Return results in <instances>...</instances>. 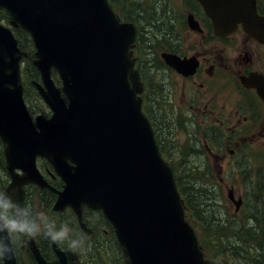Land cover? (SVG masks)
<instances>
[{
	"label": "water",
	"instance_id": "obj_1",
	"mask_svg": "<svg viewBox=\"0 0 264 264\" xmlns=\"http://www.w3.org/2000/svg\"><path fill=\"white\" fill-rule=\"evenodd\" d=\"M197 1L218 36L227 37L241 25L264 44L257 0ZM0 9L9 13L11 26L32 37L33 64L41 75L34 85L53 112L50 119L38 116L34 124L21 81V61L28 54L0 22V138L11 176L4 193L23 205L26 185L52 189L36 165L38 156L45 157L64 182L54 210L71 207L80 222L85 207L102 210L131 264H205L171 169L142 113L138 96L144 86L131 51L135 26L120 23L108 0H0ZM188 22L198 29L193 15ZM164 58L185 76L196 69L177 55ZM54 69L61 87L52 78ZM241 81L264 101V75L253 73ZM229 199L239 212L243 199L232 191ZM30 244L37 262L47 264ZM53 248L68 264L65 252L55 243ZM4 260L17 264L14 251Z\"/></svg>",
	"mask_w": 264,
	"mask_h": 264
},
{
	"label": "rangeland",
	"instance_id": "obj_2",
	"mask_svg": "<svg viewBox=\"0 0 264 264\" xmlns=\"http://www.w3.org/2000/svg\"><path fill=\"white\" fill-rule=\"evenodd\" d=\"M113 10L120 17L123 23H131L141 28V35L137 37L136 52H139L142 62L138 67V74L140 82L146 83L152 92L148 96V108L151 116L156 121L157 140L160 148L165 149L162 155L165 159L175 167V176L182 180L184 188L187 189L189 196L193 202L192 217L196 224L191 223L196 231V234L201 242V247L204 251L205 261L211 264H251L252 260L256 258L258 251L253 241L245 237L248 228L252 227L250 221H246L245 217L250 210H253L257 205L259 198L264 202V116L260 114V126L254 123L256 129H260L259 133L254 134L247 128L242 130V121L239 117L226 124L228 129L236 128L234 142H230V147L226 151H222L219 142L226 141V129L222 128L219 123L216 127H209L196 118H194L188 111L184 110V101H189L191 96L189 89L184 86L183 80L171 71L164 64L161 53L170 49L173 44L182 42L181 50L187 51L193 44V34L187 30L183 24L184 4L192 3L193 0H110ZM263 4H264V0ZM0 22L2 25L9 27L15 38V30L24 31L21 27H14L7 24L3 13L9 17V13L4 9H0ZM17 33V32H16ZM200 37L198 34H196ZM20 36L25 39V46L28 50L32 48L33 42L29 34L25 31L20 32ZM218 36V35H217ZM179 37V39H178ZM24 44V41H23ZM197 48L200 50L216 49L218 52L217 64L221 66L220 78L215 82V89L218 96H227L232 89L234 92L235 102L232 105L237 108L239 105L237 99L246 98L244 103L246 109H260L264 111L256 102V97L252 93H242L238 89L239 84L236 73H242L246 62H243L245 53L255 54V60L259 61L264 57V46L257 47L256 39L246 34L241 28L224 41L223 38L217 40H210L205 43V40L198 41ZM21 48V47H20ZM26 51V50H25ZM27 52V51H26ZM177 55V54H176ZM178 56V55H177ZM28 58V57H27ZM197 58V57H196ZM194 57V59H196ZM35 59V47L33 53V60ZM22 60V70L23 62ZM261 65V64H260ZM34 66V65H33ZM35 67V66H34ZM36 68V67H35ZM57 73H53V78ZM58 76V75H57ZM249 77V76H242ZM24 87V94L27 105L31 109L33 116L43 115L50 117L51 110L49 105L39 95L33 82L24 80V75L21 78ZM26 81V84H25ZM41 82V80H37ZM58 86H60L58 84ZM248 87V86H246ZM27 88V90H26ZM249 88L254 89L249 86ZM28 89H31L30 96H28ZM256 90V89H255ZM27 91V93H26ZM146 95L144 99L146 102ZM257 96H259L257 94ZM261 99V97H258ZM262 100V99H261ZM255 101V103H254ZM263 101V100H262ZM251 103V105H249ZM252 104H254L252 106ZM151 107V108H150ZM182 108L183 112L180 114L177 109ZM235 112V110H234ZM245 115V113H243ZM263 116V117H262ZM253 124L249 123V126ZM245 132V133H244ZM160 135V137L158 136ZM213 136L215 142H212L209 136ZM246 140V148L237 145L238 142ZM237 142V143H236ZM3 141L0 139V151L3 152ZM240 149L241 154L236 157L230 156V150L233 148ZM203 151H201V150ZM209 153L210 155L208 156ZM40 158V159H39ZM37 167L43 177L47 180L49 178L48 171L52 170V164L44 157L38 156L36 159ZM57 179L54 180V188L56 184L64 182L56 173ZM61 178V180H60ZM11 177L6 169L0 165V191L5 187V182ZM8 182V185L10 184ZM229 191L235 194V197L246 200L245 207L238 213L234 203L229 199ZM52 195L58 199V194L48 189H43L36 184H29L24 187V206H29L34 214H38L40 209H51V214L58 215L60 212L52 210ZM57 201V200H56ZM52 206V207H51ZM71 208V207H68ZM66 208L67 210H69ZM85 209H90L85 207ZM98 213L100 209L94 210ZM102 212V211H101ZM98 213H95L98 216ZM83 215V214H82ZM90 217L91 223L97 228H100L99 236L96 242L90 244V237L87 234L77 232L81 239H87L89 244L76 251L71 249L73 255L71 256L77 264H103L113 263L107 256L106 250L100 256L99 247L100 242L105 241V244H110L111 249L114 250V242L118 241L115 229L110 221L104 216L107 221V233L102 232L103 222L100 223V218L93 219L90 215H83V217ZM82 217V218H83ZM109 225L112 226L110 229ZM241 225L242 232H237ZM243 233V235L238 236ZM250 234V233H249ZM27 236L13 237V245L15 243L20 246L25 245ZM120 243V242H119ZM231 247L235 250H231ZM109 247H107L108 249ZM29 251V250H28ZM77 252V254H76ZM119 255L125 256L122 253V248L118 251ZM28 255L24 252L21 256ZM246 255L249 259L246 262ZM113 254L111 253V258ZM130 260L129 257L125 256ZM245 257V258H244ZM75 264V263H74Z\"/></svg>",
	"mask_w": 264,
	"mask_h": 264
},
{
	"label": "flooded vegetation",
	"instance_id": "obj_3",
	"mask_svg": "<svg viewBox=\"0 0 264 264\" xmlns=\"http://www.w3.org/2000/svg\"><path fill=\"white\" fill-rule=\"evenodd\" d=\"M190 15H193L194 21L197 22L198 24V29L193 30L190 25H189V17ZM184 20L183 24L185 28L189 31L192 32L194 38H193V44L191 45L190 49L187 51H184L182 48V42L180 43V40L178 44H173L170 49H167L166 51L163 50L161 53V58L164 62V64L167 66V68L171 71H174L177 76H179L183 80V84L185 87L189 89L190 97L188 98L189 101H184V110L188 111L186 113H190L194 118L200 120L202 124H205L206 126L209 127H216L217 123L220 124V126L224 129H226V133H223L226 136V141L223 143L222 140L219 142V146L222 151L228 150L230 147V142L233 143L235 138L233 136L235 135V130L239 129L238 127L232 128L231 130L227 128L226 124L234 119H237L240 116V119L242 121V130L243 128H247L251 132H255L254 134L259 133V130L254 127V123H258L260 126V114H263L264 116V111L260 109H246L245 110V97L244 98H239L237 99V103L239 104L236 107L232 105V102H235L234 98V92L231 89L227 96L223 97L221 95L218 96V93L215 89V82L219 80L220 76V71H221V66L217 64L218 60V52L216 49H208V50H200L197 48L198 41L205 40V43H209L210 40H217L219 36L215 33L214 30V24L213 21L210 17L206 15V12L204 11L203 6L201 3L197 0H193L192 3H187L184 4V14H183ZM133 23V22H132ZM239 30V29H238ZM237 30V31H238ZM241 30V29H240ZM239 30V31H240ZM141 28H137L136 26V34L138 36L141 35ZM196 34H198L200 37H198ZM234 35V34H233ZM232 36V35H231ZM229 36V37H231ZM229 37H220L223 38L224 41L228 40ZM179 39V37H178ZM257 42V41H256ZM179 43L181 48L178 49ZM257 47L264 46V44H260L257 42ZM134 51H136V46L134 48ZM133 51V52H134ZM178 55V57L182 60L187 59L189 60V63L194 62L196 64V69L192 75L185 76L179 72H177L174 68L169 66L164 58V55ZM194 57L196 59H194ZM137 59L141 63V57L138 56ZM244 61L246 62L245 67L243 72L236 73L237 80L239 87L238 89L242 93L250 92L256 97V102L257 100L260 101L258 105H260L262 108L264 107V101L259 99L257 96V92L255 89H251L249 87H246L245 84L242 83L241 77L242 76H249L250 74L253 73H258L260 75H264V57L262 58L261 61L258 60V58L255 60V54L254 52L252 54L245 53L244 55ZM140 63L138 64V67L140 66ZM137 64V61H136ZM261 64V65H260ZM189 67V65H188ZM194 68V67H193ZM192 68V69H193ZM190 69V70H192ZM146 95V104H147V113L149 115V118L156 124V121L154 118L151 116L150 109L148 108V96L150 97L152 92L150 91L149 85L146 83L145 86V92ZM144 95V94H143ZM255 103V101H254ZM245 104V105H244ZM256 104V103H255ZM251 105V103H249ZM254 104H252L253 106ZM151 108V107H150ZM235 110V112H234ZM177 111L182 114L183 109L178 108ZM245 113V115H243ZM239 114V116L237 115ZM51 116V115H50ZM262 116V117H263ZM249 123L253 124L252 126H249ZM235 129V130H234ZM245 133V132H244ZM210 140L212 142H215L214 137L211 135L209 136ZM235 143V142H234ZM237 143V142H236ZM246 140H242V142H238L237 145H241L244 147V151L246 148ZM3 147V152L0 151V165L2 167H6L7 169V158L5 155V148H6V143H4ZM241 147L237 149L236 147L230 150V156L233 158L236 157L237 155L241 154L240 151ZM163 152H165V149L162 148ZM201 150V149H200ZM203 151V150H201ZM204 152V151H203ZM208 156L210 155L207 153ZM40 159V158H39ZM51 171H48L49 173V178L47 179L48 183H54V180L57 179L56 177V171L53 166ZM8 171V170H7ZM9 173V172H8ZM20 174H22L21 171H19ZM10 175V174H9ZM11 177V176H10ZM61 180V178H60ZM9 179L4 183L5 187L3 190L0 191V193H4L6 188L9 186L8 185ZM11 183V182H9ZM52 189L49 188H43V189H48L50 191H53L55 194L59 191H63V183L61 182L60 184H56V187L54 188V184H50ZM27 186V185H26ZM58 196V195H57ZM53 199V200H52ZM52 200V210H54V204L57 200L55 198V195H52L51 197ZM24 205V202H23ZM68 208V207H67ZM69 210L65 209L64 211H58L60 214L55 215L51 214V209H40L37 211V213H44L45 216L48 218L49 222L54 223L56 228L59 229L61 225H67L68 228L70 229L69 232V239L62 242V243H55L63 252H65L67 256V261L68 264H77L76 261L73 259L74 263L72 262L71 256L73 255L74 252L71 254V249L69 248V243L72 239H81L77 232H81L83 234H87L90 237V244L96 242L98 238L99 231L101 230V225L99 224L100 228H97L94 224L91 223V218L90 217H83V215H90L93 219H98L100 218V223L103 222L102 225V232L106 234L107 231V221L104 219V214L103 212H97L93 211L90 209H85L83 211L82 215V222H80L78 215L71 209L68 208ZM55 211V210H54ZM95 213H98V216L95 215ZM84 225H82V224ZM110 229L112 228L111 225H109ZM89 231L90 233H87ZM83 241V244L81 248L87 246L89 244V241L85 239H81ZM31 241H33L39 250L40 254L44 258L47 264H62L57 253L55 252L53 248V242H51L48 239H45L43 236H37L35 238L31 237H26L25 245L18 247V244L15 243V246L13 245V240H12V248L15 254V259L17 264H39L37 262V259L35 257L33 248L31 247ZM99 247V254L100 256L103 254V252L106 250L107 256L112 260L113 263L111 264H131L130 260L128 262V259L122 255L117 254L118 251L121 249V245L115 241L114 242V250L111 249L110 244H105V241L100 242L98 245ZM107 247H109L107 249ZM29 250V251H28ZM24 252H27L28 255L21 256ZM111 253L113 254V257L111 258ZM123 253V249H122ZM77 254V252H76ZM124 254V253H123ZM0 264H5L4 259H0ZM101 264V263H99ZM105 264V263H103ZM109 264V263H106Z\"/></svg>",
	"mask_w": 264,
	"mask_h": 264
},
{
	"label": "clouds",
	"instance_id": "obj_4",
	"mask_svg": "<svg viewBox=\"0 0 264 264\" xmlns=\"http://www.w3.org/2000/svg\"><path fill=\"white\" fill-rule=\"evenodd\" d=\"M69 232L67 225H61L57 229L44 213L34 214L31 207L18 203L5 193H0V259L12 258L13 237L43 236L59 244L69 239ZM82 244L81 239H72L69 248L76 251Z\"/></svg>",
	"mask_w": 264,
	"mask_h": 264
},
{
	"label": "trees",
	"instance_id": "obj_5",
	"mask_svg": "<svg viewBox=\"0 0 264 264\" xmlns=\"http://www.w3.org/2000/svg\"><path fill=\"white\" fill-rule=\"evenodd\" d=\"M258 6H259V11L261 12V14L264 15V4L262 0H258ZM2 13H3L2 20L3 18H5L8 24L10 22L9 17H7V15H5L4 12ZM20 32L24 33V31L22 32V31L15 30V35L18 38L21 48L23 50H26L29 54V57L25 60V67L23 69L24 80L26 79L27 81L31 83L33 80L40 79V74L37 71V69L33 66V63H32L34 46H32L30 50H28L25 46V39L24 37L20 36ZM23 41H24V44H23ZM55 80L57 81L58 84L61 85L59 76L56 75ZM25 84H26V81H25ZM30 90L31 89H28V96H30V92H29ZM176 183H177V186H178V189L181 195L184 198V206H185L187 218L191 223L196 224L194 218L192 217L193 202L189 196V193L187 192V189L184 188L185 186L184 184H182V180L180 179V177L176 178ZM245 205H246V200L244 202L243 208L245 207ZM248 212H249V216L247 215L245 217V220L250 221V223H252V227L248 228L247 229L248 231H245L246 232L245 237L248 240L253 241L254 246L256 245V250L258 251L256 258L252 260L251 264H264V202H262V200L260 201V198H259V201L257 205L254 207V209ZM242 228H245V225H241L240 228L237 229V232H242L241 230ZM240 235H243V233L239 234L238 236ZM231 250H235V248L231 247ZM247 259H249V255H246V258H245V261L249 262L247 261ZM206 264H211V263L206 261Z\"/></svg>",
	"mask_w": 264,
	"mask_h": 264
}]
</instances>
